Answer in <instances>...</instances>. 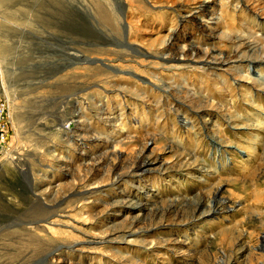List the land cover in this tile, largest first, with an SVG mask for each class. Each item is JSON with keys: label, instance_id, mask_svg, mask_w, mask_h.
Masks as SVG:
<instances>
[{"label": "rangeland", "instance_id": "obj_1", "mask_svg": "<svg viewBox=\"0 0 264 264\" xmlns=\"http://www.w3.org/2000/svg\"><path fill=\"white\" fill-rule=\"evenodd\" d=\"M0 98V264H264V0H0Z\"/></svg>", "mask_w": 264, "mask_h": 264}, {"label": "built area", "instance_id": "obj_2", "mask_svg": "<svg viewBox=\"0 0 264 264\" xmlns=\"http://www.w3.org/2000/svg\"><path fill=\"white\" fill-rule=\"evenodd\" d=\"M7 104L0 98V162L5 158V150L8 146L7 139V119H6Z\"/></svg>", "mask_w": 264, "mask_h": 264}, {"label": "bare ground", "instance_id": "obj_3", "mask_svg": "<svg viewBox=\"0 0 264 264\" xmlns=\"http://www.w3.org/2000/svg\"><path fill=\"white\" fill-rule=\"evenodd\" d=\"M99 12H100V11H99ZM100 13H101V12H100ZM101 15L103 16V21L106 23V26H109V27L114 28V23H113L112 19L109 18L108 16H106V15L103 14V13H101ZM182 56H184V55H182ZM8 146H9V145H8ZM11 154H13V150H12L11 148L8 147V148L5 150V158H4V160H3L2 162H0V165H1V163H3L4 161L10 159ZM142 164L145 165V164H147V162L143 160L142 163H141V165L139 166L140 168H141Z\"/></svg>", "mask_w": 264, "mask_h": 264}, {"label": "water", "instance_id": "obj_4", "mask_svg": "<svg viewBox=\"0 0 264 264\" xmlns=\"http://www.w3.org/2000/svg\"><path fill=\"white\" fill-rule=\"evenodd\" d=\"M95 61H92V63H94Z\"/></svg>", "mask_w": 264, "mask_h": 264}]
</instances>
